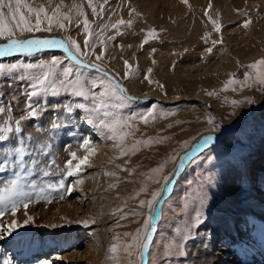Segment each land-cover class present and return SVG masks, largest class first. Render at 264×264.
I'll return each mask as SVG.
<instances>
[{
	"label": "rangeland",
	"instance_id": "374dc122",
	"mask_svg": "<svg viewBox=\"0 0 264 264\" xmlns=\"http://www.w3.org/2000/svg\"><path fill=\"white\" fill-rule=\"evenodd\" d=\"M26 2L32 7L43 5L48 9L49 15H52L53 9L61 0ZM63 3L61 12L71 17L70 22L61 17V23L65 27L61 28L53 23L51 32L44 31L49 25L41 14V30L21 32L17 29V38L39 39V34L43 33L48 37L55 33L59 40L71 38L87 53L84 59L101 64L102 68L115 75L130 95L154 88L165 98H179L169 101L157 97L139 98L137 95L134 98L138 99L124 101L116 97L109 98V107L105 110L125 118L128 124L132 125L131 128L125 129L131 135L126 136L124 143L117 147L118 141L111 138V133L101 135L99 127L87 122L89 113L85 109L76 108L79 103L91 106L92 101L66 91L68 85H60L56 76L50 77L44 85L46 92L32 98L37 114L28 115L25 90L29 88L30 81L20 80L19 75L39 76L47 69H29L23 65L39 64L51 60L52 57H59L62 64L53 70L59 74L62 67H78L74 60L47 47L34 50L31 55L16 52L0 57V63L6 65L4 73H0V107L10 108L6 113H0V125H3L9 116L12 117L13 126L14 121L21 115L26 117L22 121V131L15 132L12 139L13 143L17 144L9 150L10 154L16 155L15 148L23 147L19 154L23 160L18 158L21 162L18 163L11 159L13 166L20 164L18 168L23 169L26 165L23 155L29 151L24 150V140L32 137L35 131L37 136L43 134L51 138L56 137L58 132V139L67 135L70 141L64 144V150L68 148L77 156L81 150L79 147L98 150L95 159L90 161L91 164L89 162L88 165L81 166L79 175L69 176L66 169H60L57 174L46 169L49 173L44 182L46 190L39 198L36 199L35 196L33 199L42 202L41 199L44 198L46 201L41 210L35 208L36 211L33 212L46 213L44 219L49 220L48 217L52 215L50 211L59 203L63 204L69 200V210L64 214L58 213L59 216L56 213L49 221L52 227L53 222L64 225L54 229L49 227L47 221V225H36L27 228L28 230L15 229L17 233L13 232L11 235L7 231H0V235L3 232L2 236H5L3 243L0 236V257L5 256L3 252L12 249L17 238L23 241L31 238L35 243L50 241L54 236L57 244L52 242L51 249L36 260L45 262L44 264H127L129 259L138 262L139 253L135 248L131 257L123 248L124 245L133 243L137 229H141L147 219L149 209L147 206L141 207L139 201L151 199V192L164 186L163 177L170 175L173 164L184 150L202 135L222 131L225 128L222 122L231 121L236 113L250 104L251 109L243 113L238 123H233L235 125L222 138L216 139L190 158L176 177L171 191L162 201L160 208H163V212L156 223L152 243L146 254L147 261L151 259V264H192L193 248L200 246L197 238L203 232V224L210 223L219 211L215 202L221 196L228 165L238 163L242 166L249 157H253L256 162L260 158V150L264 151V85L254 83L257 75L264 73V65L251 67L253 63L264 58V9H260V5L256 4V7H244L242 11L235 9L236 11L227 15L222 9L215 10L213 7L192 11L190 4L184 3L187 6L182 12L184 14L172 19L168 15L170 8L154 5L147 13L133 0H92L91 5L88 0H63ZM74 3L81 5L83 13L86 14L89 21L88 32H85L83 24L85 15L78 14L71 7ZM92 7L96 8V13H93ZM133 8L136 10L134 13L130 11ZM21 11L35 25V14L28 13L26 8H21ZM191 14L195 16L191 19L195 20L194 22L187 18ZM225 16L229 18L226 20ZM249 17L251 23L245 28L244 21ZM121 19L131 20L133 23L131 26L124 24L113 28L112 25ZM212 20L220 25L219 32L216 31V24H213ZM2 39L0 38V41ZM85 40L88 41L87 46ZM214 41L219 43L214 45ZM208 48H212L211 53L207 51ZM99 54H102V60L95 61V55ZM161 54L164 55L163 58ZM125 61H128L131 69L126 67ZM13 63H19L22 67L9 71L7 66ZM84 74L89 81L91 77L103 75L93 68L84 69ZM230 80L233 82L229 83ZM100 90L99 87L93 89L97 92ZM210 92L214 94L209 95ZM194 94H201L207 100V107H203V103L194 99ZM124 95L130 97L126 93ZM232 101L241 103L233 104ZM121 103L123 107L119 106ZM69 104L73 107L71 112L66 109ZM149 111L151 115L148 117V123L136 115ZM134 115L136 119H128ZM210 118L214 119V123H209ZM67 126L69 127L64 130ZM16 138L22 140L23 145L18 143ZM85 139L90 140L87 146L84 145ZM104 146H109L110 151L104 150ZM48 149L44 148V152L48 153ZM121 151L126 154L121 155ZM252 162L250 168L255 172ZM162 164L165 167L161 173L152 171ZM7 167L6 170L13 168ZM16 174L15 171L12 178H15ZM157 180L160 183H156ZM61 182L63 187H59ZM145 186L147 191L141 192L140 189ZM249 186L248 184L244 194L247 199V190L251 189ZM262 187L261 185L260 188ZM20 189L25 192L23 188ZM13 197L18 205L17 209L22 210L25 196ZM27 200L32 199L28 197ZM117 209L124 215L116 211ZM137 212L144 215L135 214ZM54 216L57 219H54ZM226 219H232L233 225H239L241 214L230 213ZM256 220L264 225L261 219ZM211 223L205 239L207 244L211 242L213 247L208 249V245L203 244L207 252H211L222 242L218 233L222 224L216 223L215 220ZM241 229L238 227V234L235 230L230 232L236 239H231L228 247L232 246V250L228 249L229 253L233 251L235 256L244 259L232 258L230 261L233 260L236 264H263V252L260 247L249 249L256 243L255 239L249 237L238 241ZM246 230L249 232L251 227L248 226ZM126 233L131 235H125ZM69 234L74 236L70 241L62 243L61 236ZM112 244L120 245L115 254L109 251ZM244 246L249 247L245 249ZM17 248H20V245ZM240 248H244V253ZM79 251H82V254L85 252L84 255H79ZM101 254L105 257L104 261L99 263L96 256ZM112 255H116L118 260L110 259Z\"/></svg>",
	"mask_w": 264,
	"mask_h": 264
},
{
	"label": "bare ground",
	"instance_id": "6f19581e",
	"mask_svg": "<svg viewBox=\"0 0 264 264\" xmlns=\"http://www.w3.org/2000/svg\"><path fill=\"white\" fill-rule=\"evenodd\" d=\"M133 1H134V3H138L139 7L147 13L150 12L152 6H154V5H157V6L159 5L162 8H164V7L170 8V9H168V11H169L168 15L171 16L172 19H174V17L179 18L180 15L184 14L182 12L185 9V7H187L186 5H184V2H182V0H133ZM188 3L190 4L189 6L192 7V11H194L195 9H201V10L202 9L203 10L208 9L209 4H211V6L215 10L216 9H222L223 12L226 13L227 15L236 11L235 9H238V11H242V9L244 7H248V6H251V7L255 6L256 7V4L260 5V7H259L260 9H264V0H188ZM194 17L195 16H193V14H191L187 18L189 20H191ZM234 17L236 18L237 16L235 15ZM234 17H231V19ZM228 18L229 17H226V20ZM191 21H193V20H191ZM228 27H230V26H228ZM39 36H40L39 39H53V38H55V39L59 40V38L56 37L57 35L55 33H51V35H49V37L46 36L44 33L41 35L39 34ZM2 40H4V39H2ZM2 40L0 41V43L4 42ZM43 48H45V47H43ZM59 48L53 47V48H49V49H52L56 53H61V55L63 54V55L68 56V53H66L63 48H60V49ZM13 54H15V53H13ZM160 56L163 58L164 55L161 54ZM133 95H137V96H141V97L143 96V97H148V98L157 97L158 99L160 98L163 101L164 100H167V101L177 100L179 98V97H167V98H165V97L159 95L158 92L154 88L148 89L145 91H140V93L138 91L137 93H135ZM193 98L196 99L197 101H199L200 103H203V107H207L206 106L207 100L205 98H203V96L201 94H194ZM251 107H252V105H250V104L244 106L243 109H241L238 113H236V115L234 116V118H232L231 121H226V123L222 122L224 124V127H225V128L223 127L224 129L222 128L223 129L222 131H220V132L218 131L217 133L214 132V134H212V135L211 134L202 135L189 148L184 150L183 153L179 156L177 161L172 166V170H171V173L169 175V176H171V182L167 184L163 195H167L169 193V191H170L169 188H171V185L173 186V184H174L172 179L175 180L176 177H178V175L181 173L182 169L184 168L185 164L190 160V158L193 156V154L198 153L199 150L205 148L206 146H208L209 144L214 142L216 139L222 138V136H224L226 134V132L230 128H232L233 125H235L233 123H235L236 121L238 123V120H240L243 116L242 114L245 113L246 111L250 110ZM68 127L69 126L65 127L64 130L67 129ZM42 131H40V132H42ZM44 132H47V131H44ZM36 133H37V131H35V134L31 135L33 138L29 136L28 137L29 139L27 138L24 140V150L29 151V152L24 153V155H23L25 157L24 162L26 163V165L24 166L23 169H19L20 164L18 165L19 166V168H18V166H16V167L13 166L12 165L13 162L10 161L11 159H14L16 162L21 163L18 160V156L13 155L12 153L10 154V151H9V150H11V147H15L14 144H17V143H15V142L13 143V140L0 143V190H2L5 187V185L8 183V181L13 179L12 177H14V174L16 171L17 172L16 175H19L21 178L20 179V188H23V190H25V193H27V196L23 200H24V203L28 204V207L23 208L22 210L17 209L14 216H13V214H8V212L11 213L10 212L11 208H12L11 202L0 203V211L1 210L5 211L6 207L8 209V211L5 212L6 214L3 215V217H0V221H2L5 225H8V224L12 223L13 221H16L18 224H20V227L16 228L18 231L19 230H28L27 228H31V227H34L36 225H39V226L40 225H47V223H48L50 228H54V229L57 227L63 226L64 224H56V223L54 224V222H53V227H52V223L49 222V221H51L50 218L53 215H55L56 213H57V215H58V213L64 214V212H67L69 210V207H70L69 206V204H70L69 200L65 201L63 204L59 203V205H57V207L54 208L53 211L52 210L50 211V213L52 215H51V217H48L49 220L44 219V217L47 216L46 213L43 214L42 212H40V213L39 212H33L35 210V208H39V210H41L44 207V204L46 201V199H44V198L41 199L42 202H40V201L37 202L38 200H33V199H35V196H36V199L39 198L41 193H43L46 190V185H44L45 178H46V175H44V173L47 172L46 169H48L50 172H55L56 174H57V171H59L60 169H64V170L67 169L66 162H67V160L72 159L70 154H71V152L73 153V151L69 150L68 148H67V150H64V144L67 143V141L70 139L67 135H65L66 137L62 136L61 139H58V138H56L59 135L58 132H56L57 136L56 137L53 136V138H51L49 136L46 137L42 133L41 134L43 136L42 135L37 136ZM53 135H54V133H53ZM209 136H211L212 139L208 140L207 144H205L204 141ZM105 144H107V143H105ZM46 147L49 148L48 153L44 152V148H46ZM77 147H78V145H77ZM79 149H81V150H79ZM79 149L78 150L80 151V153H78L79 154L78 157H80V158H83L85 156L88 157L87 163H85V165H88L90 161H93L95 159L96 154L98 153V150H95L92 147L91 148H89V147H87V148L81 147L80 148L79 147ZM103 149L106 151H110L109 146H104ZM192 150L195 151L193 154L191 153ZM260 151H261L260 152L261 154L259 155L260 158H258V160H256V162L253 159V157H249L248 159H246L242 163V166L238 165V163L237 164L235 163L234 165H228L229 167L227 168L226 173H225V177H224L225 180H223L225 182V184L223 185V187L221 189V196L219 198H217L216 202H215L216 207H217L216 209L219 211L215 215L214 219L210 220V223L205 222L203 224V226H202L203 232H201L199 237L197 238V239H199L197 242H198V244H200V246L198 245V246L194 247L195 249L193 248V250H194L192 253L193 257H191V260L193 262L192 264H236V263H234L233 260H231V261H233V262H231L230 259L233 258L235 260L237 258L238 259L242 258V260H243L244 257L235 256V252L232 251L229 253V249L232 250V246L230 248L228 247L229 244L231 243V239L232 240L236 239V238H234V234L230 233V232H232V230L233 231L235 230V232H237V234H238V227L242 228L241 230H239L240 231L239 233H241V234L238 235V237H237L238 241L241 238L245 240L246 238H249V237L256 240V243L254 245H252L250 247L248 246L249 249H257L258 247H260V245L262 243H264V225L256 220V218H259L264 223V151L263 150H260ZM64 152H66L67 154H65ZM5 154H7V160L6 161L4 160ZM188 154H189V156L187 157ZM259 156H257V157H259ZM181 157H184V159L181 160L180 159ZM252 160H253V162H252ZM73 161H74V163H78V160H73ZM250 162H252V164L255 165V172L251 171ZM14 164L16 165V163H14ZM90 164H91V162H90ZM7 166H11V168L12 167L13 168L6 170L8 168ZM5 167H7V168L5 169ZM9 170H12L14 173L13 172L10 173ZM173 173H175V174L172 175ZM51 174H53V173H51ZM56 174H53V175L57 176ZM257 181H258V183H255ZM248 184L250 185L249 189L250 188L251 189L247 190L248 195H249L248 199H247V198H245L244 194H246V188H247ZM168 185H170V186H168ZM261 185L263 186L262 188H260ZM41 189H43V191H41ZM47 194H48V192H47ZM44 196H45V194H44ZM28 197L31 198L32 200H27ZM11 200H14V197H11ZM160 207H161V204L157 206V209L159 210ZM230 213H233L234 215L241 214V222L239 223V225L238 224L233 225L232 219H229V220L226 219V216ZM160 214H161V212H160ZM7 215H8V217H7ZM29 217L33 218L32 222L25 224L24 221L26 219H28ZM156 217H157V212L155 213V222L157 223L160 215H159L157 220H156ZM54 219H57V218H55V216H54ZM214 220L216 223L222 224V226L220 225L221 228L218 232L221 235L220 237H221L222 242L220 244L218 243L219 246L215 247V249L211 250V252H207V251H205L203 244H207V239H205V237H206V234H207L209 228L212 226L211 222H213ZM54 221H56V220H54ZM58 221L60 222V220H58ZM245 222L247 224H245ZM32 223H34V224H32ZM155 225H157V224H155ZM248 226L251 227V230L249 232L246 230ZM155 227H157V226H155ZM253 227H254V229H253ZM13 232L17 233V231H13ZM154 233L155 232L152 233V237H153ZM72 236H74V235L69 234L67 236H65V235L61 236L62 243L70 241V238H72ZM212 236H214V235H212ZM239 236H240V238H239ZM74 238H76V236ZM227 242H229V243H227ZM215 244H214V246H215ZM207 245L209 247L208 249H211V247H213V244L211 245V242ZM150 246H151V244H150ZM248 247L244 246L245 249H247ZM47 248H48V244H44L42 247V249H44V250H46ZM244 248H240V251H242V253H244L243 252ZM84 253L82 254V251L78 252V254L82 255V256L84 255ZM257 253H258V257H259V255H260L259 249H258ZM146 254L147 253H145V256H144L145 262H147V256H148ZM96 257L99 258L97 260H99V263H100V262L104 261L105 256L103 254H101V255L96 256ZM96 262H98V261H96Z\"/></svg>",
	"mask_w": 264,
	"mask_h": 264
},
{
	"label": "snow or ice",
	"instance_id": "6c2138e0",
	"mask_svg": "<svg viewBox=\"0 0 264 264\" xmlns=\"http://www.w3.org/2000/svg\"><path fill=\"white\" fill-rule=\"evenodd\" d=\"M184 3H188V0H182ZM88 3L91 5L92 0H88ZM64 6L63 0L61 3L55 7L52 11V15H49L48 9L43 5L39 7H32L30 6L26 0H0V38H3L6 42L0 43V57H6L12 55L16 52H26L28 55H31L34 50H39L43 47L53 48V47H60L63 48L66 53H68V58L75 61V65L78 67H74L73 65H68L66 67H62L59 74L54 72L53 70L62 64V61L59 57H52L49 61H42L39 64H25L23 67L25 68H43L47 69L43 71L39 76L29 75L25 77L23 74L19 75L20 80H29L30 85L29 88L25 90L26 100H27V110L29 116H35L37 113L34 108L33 97L41 95L43 92L47 91V88L44 85L48 82L49 78L52 76H56V80L59 82L60 85H68L66 91H71L73 95L82 96L88 98L92 101L91 106L85 105L83 103H79L76 105V108L85 109L89 115L86 117L87 122L93 124L94 126L99 127L101 130V135H107V133H111V138L113 140L118 141L117 147L122 145L125 141L126 136L131 135L130 132L125 131L127 128H131L132 125L128 124L127 120L123 117H117L113 113L106 111L109 107L107 100L111 97H116L120 101L130 100V99H138L134 97H127L124 95L126 91L120 86L117 82H114L113 78H109L108 73L102 68L101 64L95 62H88L83 57L87 56V53H84L81 50L80 44L76 41L72 40L71 38L68 39H20L17 38L16 30L18 29L21 32H32L34 29L36 31H40V24H41V14H43L44 20L48 22V27L43 29L44 31H52L53 23L59 25V27L63 28L65 25L61 23V17L63 19L71 21V17L67 14L61 12V8ZM74 8L78 14L85 15V19L83 21L85 32H88V24L89 21L86 18V14L83 13V9L81 5L73 4L71 6ZM211 4H209V8H211ZM21 8H26L28 13L35 14V25H33L29 19V17L25 16L24 13L21 11ZM7 9V12H5ZM93 13H96V8L92 7ZM131 12H135L136 10L130 9ZM207 15V13H206ZM209 19L212 18L209 16ZM213 24H216V31H220V25L217 21L212 20ZM132 21H124L123 19L119 20L116 24H113L112 27L116 28L118 25H132ZM251 23V18L244 21L243 27L247 28ZM154 31V30H153ZM85 45H88V41L85 40ZM216 42L214 41L213 44L215 45ZM155 51V50H153ZM207 51L211 53L212 48H208ZM102 54L95 55V61H101ZM126 67L131 69V65L128 61H125ZM257 65H264V58L253 63L251 67L256 68ZM22 67L19 63H13L7 66L8 70L11 71L12 69H17ZM6 65L0 63V73H4ZM86 68H94L97 69L98 72L103 73L101 76H94L91 77L90 81L84 74V69ZM151 70H149L150 72ZM74 77V79L72 78ZM233 81L230 80L229 83ZM254 83H258L260 85H264V73H260L257 75ZM99 87L100 91H93L94 88ZM162 87V85H161ZM214 93H209V95H213ZM249 102H251V98H249ZM233 104H238L241 102L232 101ZM123 107L124 105L121 103L119 105ZM67 111H73V107L71 104L66 106ZM10 111V108L7 107H0V113H6ZM102 113V115H101ZM139 116L141 120H144L145 123H148V117L151 115V111L136 114ZM136 115L128 118V119H136ZM26 117L21 115L19 119L14 121V126L12 121V117L9 116L8 120L5 121L3 125H0V141H11L14 137L15 132L22 131V121ZM154 118V117H153ZM209 123H214V119L210 118ZM9 134H12L11 136ZM212 139L211 136L207 137L204 141L207 144L208 140ZM17 142L23 145V141L19 138H16ZM90 144V140L85 139L84 145L87 146ZM187 142H185V145ZM23 151V147L15 148V154L18 156L20 160H23L22 156L19 154ZM121 155H125L124 151H121ZM72 159H69L67 164V174L69 176L78 174L81 166L87 163L88 157L80 158L77 156L76 153L70 154ZM175 157H173L174 159ZM181 160L184 157L180 158ZM4 160H7V154H5ZM73 160H78V163L73 164ZM165 167L164 164L160 165L158 168L153 169L152 171L155 173H161L163 168ZM45 175L49 173L45 172ZM173 173L172 175H174ZM109 175H114V173H109ZM20 176L16 175L15 178L8 181L5 187L0 190V203L11 202L12 208L11 212L15 215L18 205L14 200H11L13 196H27V193L21 191L20 189ZM164 186L156 188L151 192V199L148 200H140L139 203L141 207L147 206L149 209L147 213V219L144 221L141 229H137L136 234L133 238V243L131 245H124V252L128 254L129 257L132 256V250L135 248L139 253V261L129 259L127 264H151V259L147 262L144 261L145 253L149 252L150 244L152 242V233L155 232L156 227L154 224L155 221V213L157 212V206L159 205L162 195L166 189L168 183L171 182V176H164ZM156 183H160L159 180L155 181ZM48 187H53V185H48ZM59 187H63V183L59 184ZM43 191V189H41ZM141 192L147 191V186L140 189ZM24 208L28 207L27 203L23 204ZM8 211L7 207L5 211H0V217H3L5 212ZM116 211L121 212V215L124 213L117 209ZM159 211L162 213L163 208H160ZM135 214L144 215V213L137 212ZM32 217H29L24 221L25 224L32 222ZM20 227L16 221L5 225L2 221H0V231H7L9 235L12 232ZM125 235H131L126 233ZM114 239H119L118 237H114ZM120 247L119 244H112L110 246L109 251L113 254L117 253L118 248ZM186 254V253H184ZM149 253V257H150ZM110 259L118 260L116 255H112ZM4 264H8L7 261Z\"/></svg>",
	"mask_w": 264,
	"mask_h": 264
},
{
	"label": "water",
	"instance_id": "95a60500",
	"mask_svg": "<svg viewBox=\"0 0 264 264\" xmlns=\"http://www.w3.org/2000/svg\"><path fill=\"white\" fill-rule=\"evenodd\" d=\"M103 69H104V68H103ZM104 70L108 73L109 76H112V77H113V79H114L115 82H117L120 86L123 87V85H122L121 82L115 77V75L111 74V72H109V71L106 70V69H104ZM123 89H124V87H123ZM125 93H126L127 95H129V93H127L126 91L124 92V94H125ZM134 97H136V96H134ZM159 99H160V98H159ZM194 152H195V151L192 150L191 153L193 154ZM188 156H189V154L187 155V157H188ZM172 181L174 182V179H172ZM173 182H172V183H173ZM171 187H172V185H171ZM169 189L171 190V188H169ZM164 197H165V195L162 196L159 205L162 203V199H164ZM157 210H158V209H157ZM159 215H160V211L158 210L156 220L158 219Z\"/></svg>",
	"mask_w": 264,
	"mask_h": 264
}]
</instances>
